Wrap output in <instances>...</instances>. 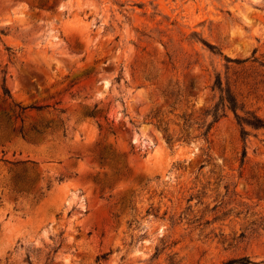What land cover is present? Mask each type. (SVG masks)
Here are the masks:
<instances>
[{"label": "rangeland", "instance_id": "obj_1", "mask_svg": "<svg viewBox=\"0 0 264 264\" xmlns=\"http://www.w3.org/2000/svg\"><path fill=\"white\" fill-rule=\"evenodd\" d=\"M263 73L264 0H0V264H264Z\"/></svg>", "mask_w": 264, "mask_h": 264}, {"label": "trees", "instance_id": "obj_2", "mask_svg": "<svg viewBox=\"0 0 264 264\" xmlns=\"http://www.w3.org/2000/svg\"><path fill=\"white\" fill-rule=\"evenodd\" d=\"M210 48V47H209ZM226 63H231L234 65H241L243 64L246 60H238V59H225ZM259 66L263 67L262 64H259ZM262 80H260L257 84H262L264 85V73L261 75ZM247 85V84H244ZM256 85V83H252L249 85L250 89H253V87ZM212 89L215 90L218 94L216 102L208 109L204 110L202 113L203 118L205 119L204 121L201 122L200 126L198 127L199 129H202L200 136L202 138H206L208 131L212 127L213 124H215L224 114V111H229L233 113L235 121L237 125L240 124H246L254 129L262 128L264 129V121L251 116V117H246V118H238L235 115V111L238 108L235 97L233 94L230 92L226 79L223 81L220 79L219 75H215L213 83H212ZM2 94L3 96L8 97L9 93L6 89H2ZM16 109H18L19 112L24 111L26 108H21L18 105H15ZM30 109L39 111L42 109L41 106H31L29 107ZM208 119V121L206 120ZM183 126L185 127L188 119L183 118ZM245 134L243 133L242 130H240V138L243 140V136ZM166 144L171 143V138L169 136H166L165 138ZM242 158L244 157V153H241ZM16 182L19 184V188H23L26 184V179L17 177ZM31 188V185H29ZM18 190L17 193H20V189H15ZM241 236V235H240ZM29 259V257H27ZM222 264H249L248 260L246 258H239V259H230L225 261Z\"/></svg>", "mask_w": 264, "mask_h": 264}]
</instances>
